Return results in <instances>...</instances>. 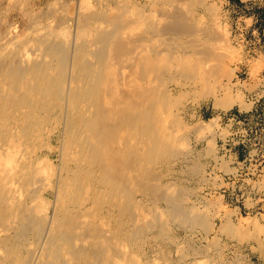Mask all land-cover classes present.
Returning <instances> with one entry per match:
<instances>
[{"label":"rangeland","instance_id":"374dc122","mask_svg":"<svg viewBox=\"0 0 264 264\" xmlns=\"http://www.w3.org/2000/svg\"><path fill=\"white\" fill-rule=\"evenodd\" d=\"M78 3L80 8L87 5V9H83L82 17L79 18L81 20L71 26L68 20V26L65 29L62 28L68 30V34L66 32L69 35L68 38L76 37L79 39L77 41L84 38L93 40L99 32H105L106 29L108 33L117 34L114 36L115 39L113 36L111 38V43L114 42L112 43L113 48L119 47L115 44L119 37L123 39L122 42H127L119 49H111L114 61L112 63L116 64L117 71L119 69L117 66H120L125 76L132 75L130 80L135 79L139 72L136 70L139 68L126 63L124 66L123 62L122 64L116 63V61L119 62V58H124V60L129 58L131 52L129 47L131 46L127 44L133 40L128 39L129 37L134 38L136 37L134 35L138 34L140 39L138 41L136 38L138 43H135L137 45L135 50L137 52L146 50L148 56L156 59L154 61H157V65L153 64V71L152 67L147 72L148 76L145 75L151 81L153 80V82L150 79L147 80L150 85L147 86L152 92H156L149 100L152 106L150 109L153 111V118L151 117L149 121L151 127L147 126L144 131L146 133L142 131V134L139 130L131 131L130 128L116 130V144L113 142V147L116 148L117 143L127 144L128 149L120 159L122 170L119 169L121 166L119 168L116 166L119 171L113 172L114 175L116 173L119 175L113 178L123 179L122 186L119 185L115 189L99 182L97 169L92 163L91 166L87 154L85 156L87 159L82 157L78 147L77 153L80 155L72 153V149L73 152L76 150V142L68 139L67 134L64 135L59 124L51 118L49 121L45 120L48 121L47 125L44 121L39 123V128H36L33 133L35 135L31 142V145L37 144L33 148V164L35 163L33 178L28 179L31 185L29 192L33 195V204L31 199L29 203L36 206L33 207V222L36 221L33 227L37 224L39 232L36 227H29L33 231L32 234V231L29 232L27 228L23 234L28 232V235L18 236L19 239L17 237L13 245L1 243L0 251L2 249L5 253L10 249L8 253L11 257L19 259L21 256L20 261L15 258V261L10 260L12 264L13 262L14 264L19 262L27 264L21 260L26 261L27 248H29L26 246L31 245L30 243H33V248L36 244L34 250L39 251L38 255H33L31 264H58L59 262H62L61 264H81L82 262L88 264L93 260L92 264H104L107 261V264H264V133L250 138L245 147L231 145L230 152L236 153V158L230 157L223 148L228 132L227 125H225L226 114L236 112V110H247L250 103L245 98L250 94H255L260 88H264V56L262 55L264 53V35H262L264 0L242 3L246 4L247 9L242 4L234 5L231 0H9V2L3 0L0 2V32L5 30V17L2 16L5 12L7 22L16 23V36L21 38L20 43L31 40L34 37L32 35L36 31L39 33L40 30L44 32L56 28L61 34L64 31L60 29L61 24H64L67 17L72 16L74 7L76 8ZM131 15L135 18L134 20ZM249 15L256 17L257 21L254 23L249 20L247 18ZM145 16L146 19H144ZM82 18L85 19L82 20ZM131 24L134 26L131 27ZM121 27L124 30H120ZM83 28L84 31H82ZM257 38L259 41L256 40ZM141 44L146 45L141 46ZM142 47L146 49L143 50ZM87 48L88 46L86 50ZM123 48L129 50L126 49V51ZM36 53L32 54L36 56L38 54ZM67 53L70 56L72 50ZM120 53L123 55L120 56ZM114 56H116L115 59ZM160 67L163 71H160ZM259 102L264 106V97ZM34 125L37 126L36 123ZM148 129L151 130L150 133ZM36 137L39 139L34 140ZM143 140L148 143H144ZM72 144L74 147H71ZM64 149H68L69 152L66 153ZM247 151L249 155H246ZM131 152L135 154L130 155ZM71 159L73 161H70ZM242 159L244 162H239ZM78 162L83 169L80 174L75 175L73 171ZM248 162L252 165L245 169ZM229 164L238 166L236 169H231L233 177L228 174ZM83 170L87 171L83 173L85 177L82 175L84 178L81 177ZM120 170H126L127 173L122 174ZM88 171L92 175L88 174ZM71 176L74 180L70 181ZM79 176L82 180L78 179ZM68 178L73 185L66 182ZM76 178L79 180H76V183H80L81 180V183L85 181V184L83 182L84 185H79V183L76 185ZM227 181L231 183L228 184ZM67 183L68 191L72 196L67 191ZM80 188L84 189L80 190ZM97 189L101 193H98ZM60 190L65 197L61 196ZM56 192L60 193L59 197ZM77 194L78 198H76ZM115 195L117 196L114 197ZM67 196L70 197L69 199L74 198V202L69 201L67 204ZM75 198L78 200L77 205ZM62 200L63 203H61ZM43 208L44 210L40 211ZM120 208L127 209V211H122ZM117 211H122L123 215L121 216L122 212ZM2 219H5L4 223L8 221L7 218ZM0 223H2L1 218ZM63 224H66L65 228ZM48 225L54 226L48 228ZM68 226L72 228L70 232H68ZM56 228L62 233L66 231L65 234L71 237L69 238L72 245L61 243L62 246L57 247L61 254L55 248L60 241L49 245L40 242L41 234L46 230L49 233L51 229L56 233L58 232ZM73 230L76 232H71ZM11 234L13 232H9L8 235ZM83 237L85 239H82ZM91 238H93L92 242ZM80 239L86 240V248H90L92 254V247L101 249V254L97 248L94 253V256L99 255V259L93 257L91 261L85 257V254L75 257L72 252L75 248H85L84 242ZM78 240L83 243L81 246ZM95 240L96 242L93 243ZM76 242L79 244L77 245ZM87 242L90 243L88 247ZM100 244H103V247H100ZM39 245H46L43 248L44 251ZM50 245L54 248L50 249ZM46 247H49L52 252ZM63 247L66 252L61 249ZM24 254L25 259L22 258ZM1 255L0 257L3 258ZM54 255L59 257L55 258ZM37 257L43 258L37 259ZM35 258L37 261H34ZM46 258L50 263H46ZM78 259L80 262H77ZM81 259L84 260L81 262ZM7 261L2 259L0 262L10 264ZM38 261L41 262L38 263Z\"/></svg>","mask_w":264,"mask_h":264},{"label":"bare ground","instance_id":"6f19581e","mask_svg":"<svg viewBox=\"0 0 264 264\" xmlns=\"http://www.w3.org/2000/svg\"><path fill=\"white\" fill-rule=\"evenodd\" d=\"M2 1L3 0H0V2H2ZM4 1L9 2V0H4ZM80 4H81V2H80ZM80 4L78 3L76 8L74 7L75 10H73L74 13L72 14V16L67 17V19L64 20V24H61V27H60L61 30H64L68 26V20H69L70 26L73 23H76L79 20H81L79 18L82 17L83 9L86 8L87 5L84 8H80L79 7ZM83 5H84V3H83ZM20 6H21V4L19 5V7ZM47 13L48 12H46V14ZM5 14L6 13L4 12V14L2 15L5 17L4 18L5 30H4V32H0V218L2 220V223H4V220H5L2 218H7L6 220H8V221H6V223H4V225L2 223H0V246H1V243L13 245L14 244L13 242H15V240L17 239L18 236L20 237V235H22V237H23L28 233L27 232L26 234H23L24 230L27 231V228H28L29 232H30V230L32 231V229H30L29 227H32V228L36 227V230L39 232V227H37V224L33 227V225H34L33 223H35L36 221L33 222V207L34 206H32L29 203V199H31L30 201L33 204V200H32L33 195L31 194V192H29V191H31L30 190L31 185H30V182H28L29 181L28 179L33 178V171H34L33 165L35 164V163L33 164V148L36 147L35 145H37V144L34 143L33 145H31V142H33V135H35L33 133L35 132L36 128H39L38 124L43 123V121H44V124L47 125L46 122L48 123L50 118L53 119L56 124H59L60 129L64 133V135L67 134L68 139L75 140L76 145H77V146L75 145V147H76L75 151L76 152L75 151L73 152V149L71 147H74V146L72 144V146L70 147L72 149V153L73 154L77 153V147H78V149L80 150V153L82 154L81 155L82 157L85 158L86 154L88 155L87 158L88 159L90 158V160H88V161L90 162V164L92 163L93 166H95L97 169L96 171L99 174V176H98L99 182H101V183L103 182L104 184H108L115 189L118 188L119 185H120V187L122 186L121 184H123V183H121V182L123 181V179L119 178V177L116 179L113 178L115 175H118L117 173L114 175L113 172H115L116 170L119 171V169L122 170L123 166L120 165V159L122 158V156H124L125 152L128 149V146H127V144L120 145L117 143V145H115L116 148H114L112 143L113 142L115 143V138H116L115 135H116L117 129L126 130V128H128V129L130 128L131 131L139 130V132H141V134H142V131L143 132L146 131L145 129H147V126L150 125V127H151V123L149 124V121H150L151 117L153 118V116H152L153 111L150 109V107H152V106H150L149 100H151L153 98L152 95L155 94L156 92H152L150 90V87L147 86V85H149V81L147 83V80L150 79V78L149 79L147 78V76H148L147 72L150 71L154 65H157V63H156L157 61H154L156 59H153V57L148 56V54H147L148 51L145 50V51H138L137 52L135 50L137 47V45L135 43H138V42H136V40L138 39V41H139V39H140V36L138 38V34L137 35L133 34L134 36H136V37H134L135 40L132 36H131L132 38H130V37L128 38L130 40L133 39L132 42L130 41V44H127L128 46L129 45L131 46V47H129V48H131L130 49L131 52L129 53V58H127V59L125 58V60H124V58L122 59V58L118 57L119 62L116 61L117 64H119V63L122 64V62H123L124 66L126 63V64H131L132 67L137 66L139 68L138 70H136L139 72H137V74H136L137 76L135 77V79L137 81H135V79L130 80V78H132L131 77L132 75L130 77L125 76L126 74L123 73V69L121 70L120 66H117L119 68V69L117 68L118 69V71H117L116 70V64L114 63L115 64V66H114V64L112 63L114 61L112 59L113 58V55H112L113 51L111 49L113 48L112 43L114 44V42L111 43V41H112L111 38H112V36L114 38V36H117V34L110 33V32L108 33L107 29H106L105 32H99L97 34L96 38H93V40H87L84 37H82V38H84L83 40L77 41L79 39H77L75 36H74L75 38H72V37L68 38L67 37V36H69V35H67L68 30L67 31L64 30L60 34V31H57L56 28L55 29L54 28H51V29L47 28L48 30H46L44 32H42L40 30L41 32L39 31V33H37V31L35 30L36 33L34 35H32L34 37H32V39L30 38L31 40H27L25 43H22V42L20 43L19 40L21 38L19 39V37L16 36L17 35L16 23L12 22V21L7 22ZM83 16H86V15H83ZM125 16H126V14H125ZM109 17H112V16H109ZM131 17L133 18L132 15H131ZM143 18H142V20H143ZM84 19L85 18H82V20H84ZM134 19L135 18H133V20ZM144 19H146V16ZM111 20H112V18H111ZM148 21H149V19H148ZM111 23H112V21H111ZM136 23H137V20H136ZM140 23H141V20H140ZM121 24L122 23H120V25ZM142 24H144V23H142ZM142 24L140 25L141 27H142ZM96 25L97 24H95V26ZM133 26L134 25H132L131 27H133ZM109 27H111V26H109ZM43 28H42V30H43ZM62 28H64V29H62ZM114 28H116V27L114 26ZM134 28L136 29V26ZM32 29H33V27H32ZM99 29H101V28H99ZM117 29H118V26H117ZM97 30H98V28H97ZM109 30H110V28H109ZM120 30H124V29L121 27ZM82 31H84V28ZM146 31L144 33L143 32H141V33H143L145 36ZM58 32H59V35H58ZM66 32H67V34H66ZM117 32H115V33H117ZM148 32H149V30H148ZM80 33H82V32H80ZM135 33H137V31ZM28 34H29V32H28ZM65 34H66V36H65ZM139 34H140V32H139ZM147 34H146V37H147ZM76 36H78V35H76ZM93 36H95V35H93ZM119 36H120V34H119ZM141 36H142V34H141ZM78 37H80V35ZM126 37H128V36H126ZM128 39H126V40H128ZM122 40L119 37V40H118L119 42L117 41L119 44H117V42L115 43L117 46L119 45L120 48L124 44H126V42H127V41L122 42ZM141 40H142V38H141ZM144 42L145 41H143V43ZM128 43H129V41H128ZM143 45L141 44V46H143ZM86 46H88L87 50H86ZM119 47H117V48L119 49ZM138 47H140V46H138ZM144 48H143V50H144ZM114 49L115 48H113V50ZM123 49L126 50L127 48L126 49L123 48ZM69 50H72V53L70 54V56H68V53H67V51H69ZM127 50H129V49H127ZM138 50H139V48H138ZM32 51L37 52L38 54L36 53L37 55L35 56V54L34 55L32 54L33 53ZM30 52H32L31 55H29ZM121 53H123V52H121ZM131 53H133V54H131ZM155 53L156 52H154V55H155ZM130 54H131V58H130ZM122 55L123 54H121L120 56H122ZM155 56L157 57V54ZM115 57L116 56H114V59H115ZM123 65H122V67H123ZM128 66H126V67H128ZM153 69H154V67L152 68V71H153ZM124 70L127 72L126 69H124ZM161 70H162V68L160 69V71ZM133 72H134V70H133ZM133 72H131V73H133ZM127 74H128V72H127ZM146 74H147V76H145ZM152 74H153V72H152ZM150 81H151V79H150ZM151 82H153V80ZM153 101L154 100H152V102ZM45 120H48V121H45ZM35 123L37 124V126L34 125ZM122 127H125V128L123 129ZM148 130L150 133L151 130L150 129H148ZM139 132H137V133H139ZM154 132H155V130H154ZM144 133H146V132H144ZM147 133H148V131H147ZM125 135H126L125 137L128 136L126 133H125ZM148 136H146V137H148ZM38 139L36 137V139H34V140H38ZM117 139H119V138L117 137ZM123 139H126V138L123 137ZM127 139H129V137ZM66 141H68V140H66ZM120 141H123V140H120ZM133 141H135V140L133 139ZM75 142H73V143H75ZM143 142H144V140H143ZM146 142H144V143H146ZM138 143H139V141H138ZM142 145H143V143H142ZM65 148H67V147H65ZM34 150H36V149H34ZM67 150H65L66 153L69 152ZM136 150L138 151V148ZM134 151H135V149H134ZM84 152H85V155H83ZM77 154H79V153H77ZM132 154H135V153L131 152L130 155H132ZM79 155H78V157H81ZM64 157H65V154H64ZM67 157L69 158L70 156H67ZM87 158H85V159H87ZM131 158H132V156H131ZM73 159H74V157H73ZM73 159H71L70 161H73ZM125 159H126V157H125ZM129 161H132V160H129ZM121 162H123V161H121ZM39 163H41V162H39ZM79 163L80 162H78L75 165L76 169H75V171H73L75 175L78 173L80 174V171L83 169L79 166L80 165ZM85 163H86V161H85ZM69 164H70V162H69ZM86 164H84V165H86ZM92 164H91V166H92ZM88 166H89V169H91L90 165H88ZM116 166H118V168H119V166H121V167L119 169H117ZM135 167H137V166H135ZM69 169H71V168H69ZM124 169H125V167H124ZM125 171L123 170V171H121V173L126 174L127 172H125ZM73 172H70V173H73ZM84 172L86 173L87 171L83 170L81 172L82 173L81 177H83V176L85 177V175L83 174ZM88 174H91V172L88 171ZM122 174H121V176H123ZM75 175H74V178L76 177ZM130 175H132L131 172H130ZM86 176H87V174H86ZM57 177L59 179V176H57ZM81 177L79 176L78 179ZM78 179L77 178L75 179L76 185H77V183H79V182L76 183V180L79 181ZM71 180H74V179H72V176H71L70 181ZM81 180H82V178H81ZM81 180H80L79 185L83 184V182L85 184V181H83L81 183ZM124 180H125V178H124ZM70 181H69V178H68V181L66 180V182H70ZM73 182L74 181H72V183ZM63 185H65V184H63ZM67 185H68V183H67ZM69 185H73V184H71V182H70ZM69 185H68V187L65 185L67 188V191L69 190ZM99 185L103 186L102 184H99ZM135 185L137 186V184H135ZM65 186H63V187H65ZM110 186H109V188H110ZM87 187H88V185H87ZM83 189L80 188V190H83ZM111 190L113 191V189H111ZM111 190L110 191L107 190V191L111 192ZM77 191H78V189H77ZM129 191H130V189H129ZM59 192L62 193V195H61L62 197H65L63 195V192H61V190ZM60 193L59 194L57 193L58 197L60 196ZM68 193L70 194L69 191H68ZM98 193H101V192L98 190ZM65 195H67V194L65 193ZM70 196H72V195L70 194ZM73 196L75 197V195H73ZM100 196H102V195H100ZM116 196L117 195H115L114 197H116ZM68 197L69 196H67V199H68L67 200L68 202H66L67 204L69 203V201H73V199H74V198H71L72 199L71 200V199H69L70 197L69 198ZM76 198H78V194H77ZM76 198H75V203L78 201V200H76ZM79 199L81 200V198H79ZM65 200H66V198H65ZM61 203H63V200ZM82 203H84V201ZM128 203H126V205ZM76 205H77V203H76ZM39 208H41V206ZM122 208H120V209L123 211L124 209H122ZM66 209H67V207H66ZM42 210H44V208L41 209L40 211H42ZM125 210L127 211V209H125ZM69 212H70V210H69ZM117 212L119 213L120 211H117ZM37 214H38V212H37ZM73 214H76V213H73ZM120 215L122 216L123 212ZM112 218H114V217H112ZM88 219H90V218H88ZM73 220H76V219H73ZM132 220L133 219H131V221ZM59 222H61V221L59 220ZM80 222H81V220H80ZM64 223H65V221H64ZM61 225H60V228H61ZM65 225L63 226L64 228H65ZM82 225H80V227ZM53 226L54 225H48V228H50V227L53 228ZM140 226H141V224H140ZM84 227H86V226H84ZM56 229L58 231L56 233L52 232L53 229H51V230L49 229L50 230L49 233H47V230H46L43 234H41V239H40L41 241L40 242L42 244L49 245L51 243L55 244V241H56V243H59V241H60L59 245L55 246L56 249H58L57 247L62 246V245H60L61 243L62 244L63 243L70 244L71 243V239H70L71 237L69 236L70 237L69 238L67 236L68 234H65L67 232L65 231V233H62L60 231V229H58V228H56ZM68 229H69L68 232H70V230L72 228L70 229L68 226ZM61 230L64 231V229H61ZM74 230L71 232H73V233L76 232ZM76 230H77V228H76ZM37 231H34V232H37ZM9 232H13V234L8 235ZM59 232H61V233H59ZM32 233H33V231L31 232V234ZM101 234L103 235V233H101ZM8 236H9V240H7ZM10 236H12V237L10 238ZM19 237H18V239H19ZM32 237H33L32 239H34V236H32ZM93 238L90 239L91 242L93 241L92 240ZM105 238L107 239V236ZM77 239H78V237H77ZM82 239H85V238L83 237ZM97 239L99 240V238H97ZM37 240H38V238H37ZM80 240H78V241L80 242ZM86 240H87V237H86ZM86 240H84V241L81 240L82 242H84V245L86 244ZM75 241H73V242H75ZM103 241H105V240H103ZM26 242H28V240H26ZM82 242H80V244L77 243V245L79 244V246H81L83 244ZM88 242H89V240H88ZM88 242H87V247H88V245H90V243H88ZM95 242H96V240L93 243H95ZM99 242H101V241H99ZM30 244L31 245L28 244L26 246V247H29V248H27V254H26L27 259H26V261L21 260L22 262H27V264H31L33 261V255L35 256L39 252V251L36 252V250H34V248H36L35 247L36 244H34L35 245L34 248H33V243H30ZM19 245H21V244H19ZM46 245H44V246H46ZM71 245H72V243H71ZM96 245H94V246H96ZM102 245L100 247H103ZM30 246L32 249L30 248ZM39 246L42 247V251H44L43 250L44 246H41V245H39ZM50 246H51L50 249H52V247L54 248V246H52V245H50ZM73 246H74V244H73ZM0 248H2V247H0ZM64 248L65 247L61 248V249H63V252L65 251ZM85 248H86V245H85ZM85 248L84 247L78 248V249L75 248V250H73L72 252L74 253L75 257H80L81 255L83 256L85 254V257L89 258L90 260L93 259V257L94 258L98 257V259H99V255L97 256V254H96V256H94L95 255L94 253H95V251H97L98 247H95V248L92 247L91 248V249H93L92 250L93 254L89 250L90 248L89 249L88 248L85 249ZM104 248H105V244H104ZM47 249H49V247ZM9 250H7V251L10 252ZM33 250H34V252H33ZM87 250H89L90 252ZM100 250L101 249H98V252ZM113 250H114V248H113ZM50 251L52 252V250H50ZM0 252H1V254H3V256L0 254L3 257V258L0 257V261H2V259L3 260L6 259V260H8L7 262L12 264V262H10V260H14V258H15V260L17 259L14 256L11 257V255L8 252L4 253L2 249ZM45 252H47V250ZM55 253L57 254V252H55ZM58 253H60L59 249H58ZM99 253L101 254V251ZM12 255H14V254H12ZM69 255H70V252H69ZM91 255H93V256H91ZM102 255H104V254H102ZM102 255H100V256H102ZM26 256L24 254V257L22 255V258L25 259ZM42 256H44V258L46 257V255H42ZM56 256H58V255H56ZM56 256L54 255L55 258H57ZM70 256L72 259V255H70ZM29 257H31V258H29ZM47 257H48V255H47ZM11 258H13V259H11ZM20 258H21V256H19V259ZM39 258H43V257H39ZM39 258L37 257V259H39ZM102 258L104 259L103 256H102ZM19 259H17V261H20ZM29 259H30V261H29ZM37 259L34 261H37ZM49 259L52 262V259L51 258H49ZM40 260H42V259H40ZM82 260H84V259H81V262H82ZM48 261L49 260H47V258H46V263H50V261L49 262ZM39 262H41V261H38V263ZM53 262H55V260H53ZM70 262H68V263H70ZM72 262H73V259H72ZM74 262L76 263V260ZM77 262H80V260L78 259ZM86 262H88V261H86ZM93 262H94V260L92 261V263ZM61 263L59 262L58 264H61ZM66 263H67V261H66ZM92 263H88V264H92ZM100 263H102V261H100ZM107 263H108V261H107ZM107 263H104V264H107ZM13 264H14V262H13ZM18 264H21V262H19ZM34 264H36V263H34ZM81 264H83V262Z\"/></svg>","mask_w":264,"mask_h":264},{"label":"built area","instance_id":"2783aa9c","mask_svg":"<svg viewBox=\"0 0 264 264\" xmlns=\"http://www.w3.org/2000/svg\"><path fill=\"white\" fill-rule=\"evenodd\" d=\"M246 7V4H242ZM252 22H256L257 18L253 15L247 17ZM257 38L256 40H258ZM258 93V94H257ZM264 97V88H260L255 94L248 95L245 100L250 103L247 110H236V112H228L225 117L227 125V135L224 139V151L230 152L231 145H248L250 138L264 133V106L259 100ZM260 105V106H259ZM246 155H249L247 151Z\"/></svg>","mask_w":264,"mask_h":264},{"label":"crops","instance_id":"0c3cea01","mask_svg":"<svg viewBox=\"0 0 264 264\" xmlns=\"http://www.w3.org/2000/svg\"><path fill=\"white\" fill-rule=\"evenodd\" d=\"M247 1H251V0H231V2H233L234 3V5H241L242 3H244V2H247ZM263 21H264V17H263ZM262 35H264V30H263V32H262ZM263 56H264V53L262 54ZM228 155H230V157H233V158H236L237 156H236V153H229ZM244 162V160L242 159V160H240L239 162ZM243 165H244V163H243ZM250 165H252V163L251 162H248L247 163V166L246 167H244L245 169L248 167V166H250ZM238 166L235 164V165H231L230 166V164H229V166H228V169H229V172H228V174L231 176V177H233V173L231 172V169H236ZM229 178V177H228ZM227 183L228 184H230L231 183V181H227Z\"/></svg>","mask_w":264,"mask_h":264}]
</instances>
